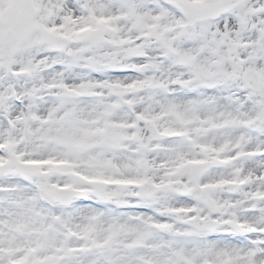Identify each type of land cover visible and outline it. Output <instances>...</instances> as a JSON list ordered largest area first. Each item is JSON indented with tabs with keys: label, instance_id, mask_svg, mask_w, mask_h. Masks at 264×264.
Wrapping results in <instances>:
<instances>
[{
	"label": "snow or ice",
	"instance_id": "snow-or-ice-1",
	"mask_svg": "<svg viewBox=\"0 0 264 264\" xmlns=\"http://www.w3.org/2000/svg\"><path fill=\"white\" fill-rule=\"evenodd\" d=\"M0 264H264V0H0Z\"/></svg>",
	"mask_w": 264,
	"mask_h": 264
}]
</instances>
